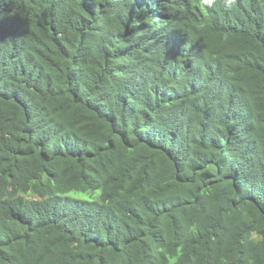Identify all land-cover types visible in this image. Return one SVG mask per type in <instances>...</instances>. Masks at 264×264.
I'll return each mask as SVG.
<instances>
[{
    "label": "trees",
    "instance_id": "trees-1",
    "mask_svg": "<svg viewBox=\"0 0 264 264\" xmlns=\"http://www.w3.org/2000/svg\"><path fill=\"white\" fill-rule=\"evenodd\" d=\"M0 264H264V0H0Z\"/></svg>",
    "mask_w": 264,
    "mask_h": 264
}]
</instances>
